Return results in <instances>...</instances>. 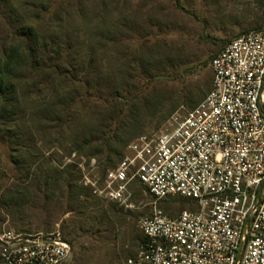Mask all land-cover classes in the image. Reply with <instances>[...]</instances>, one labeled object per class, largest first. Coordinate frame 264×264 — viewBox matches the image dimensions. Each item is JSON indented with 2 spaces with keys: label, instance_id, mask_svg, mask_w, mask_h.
Returning <instances> with one entry per match:
<instances>
[{
  "label": "rangeland",
  "instance_id": "obj_1",
  "mask_svg": "<svg viewBox=\"0 0 264 264\" xmlns=\"http://www.w3.org/2000/svg\"><path fill=\"white\" fill-rule=\"evenodd\" d=\"M264 28V0H0V220L56 233L66 264H125L152 199L109 205L82 183L212 87L211 60ZM86 188L87 190L83 189ZM170 215L189 207L162 203Z\"/></svg>",
  "mask_w": 264,
  "mask_h": 264
},
{
  "label": "built area",
  "instance_id": "obj_2",
  "mask_svg": "<svg viewBox=\"0 0 264 264\" xmlns=\"http://www.w3.org/2000/svg\"><path fill=\"white\" fill-rule=\"evenodd\" d=\"M212 87L164 129L140 135L104 177L82 183L131 210L137 184L152 199L125 264H264V28L231 40L211 60ZM189 208L170 215L162 203ZM60 234L16 233L0 220V264H66Z\"/></svg>",
  "mask_w": 264,
  "mask_h": 264
},
{
  "label": "trees",
  "instance_id": "obj_3",
  "mask_svg": "<svg viewBox=\"0 0 264 264\" xmlns=\"http://www.w3.org/2000/svg\"><path fill=\"white\" fill-rule=\"evenodd\" d=\"M14 89V87L12 85L7 84L4 80L0 81V95H7L10 93V91H12ZM123 152L121 151L119 153V159L122 158ZM85 190H87L86 188H83Z\"/></svg>",
  "mask_w": 264,
  "mask_h": 264
}]
</instances>
